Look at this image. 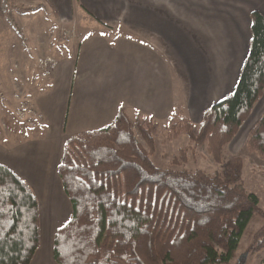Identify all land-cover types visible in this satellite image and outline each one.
<instances>
[{
	"label": "trees",
	"instance_id": "trees-1",
	"mask_svg": "<svg viewBox=\"0 0 264 264\" xmlns=\"http://www.w3.org/2000/svg\"><path fill=\"white\" fill-rule=\"evenodd\" d=\"M15 9L24 8L0 0L1 16L21 34ZM250 21L249 49L233 91L206 108L197 126L180 111L166 122L167 139L183 133L193 147L205 146L220 164L216 172L155 164L158 123L139 112L130 117L123 105L105 127L64 137L56 171L71 216L53 236L57 264H222L234 257L251 217L264 219L258 196L241 183V157L224 155L264 88V15L253 10ZM17 119H5L11 135L24 137L16 143L44 136L46 122L31 134L34 128L24 123L30 120ZM66 120L67 110L63 132ZM246 148L264 159V111ZM188 149L180 148L172 163L186 162ZM254 237L252 249L261 250L264 223ZM40 241L35 192L0 162V264H30Z\"/></svg>",
	"mask_w": 264,
	"mask_h": 264
},
{
	"label": "crops",
	"instance_id": "crops-1",
	"mask_svg": "<svg viewBox=\"0 0 264 264\" xmlns=\"http://www.w3.org/2000/svg\"><path fill=\"white\" fill-rule=\"evenodd\" d=\"M48 1L51 5L35 0L36 7L41 5L39 8L51 12L58 22L77 23L83 18L96 25L80 33L83 39L75 55H48L58 64L50 73L51 85L39 93L44 96L55 91L56 98L36 105L40 110H55L58 120L62 111V123L67 110L64 132L61 124L65 136L105 127L120 105L126 113L131 109V113L151 116L157 123H166L171 112L180 111L197 126L203 111L236 85L249 49L250 12L257 10L264 15V0ZM263 111L264 88L227 144L232 152L245 143ZM131 113L127 114L132 117ZM46 125L42 138H32L45 137L40 159L30 161L39 189L10 167L35 192L41 221L46 214L43 206L53 205V191L60 183L57 171L49 164L60 160L61 153L50 135L52 121L47 119ZM5 143H0V157L7 156L2 148L14 146ZM50 183L55 185L52 190ZM42 196L47 198L45 203ZM66 213L63 208L64 219Z\"/></svg>",
	"mask_w": 264,
	"mask_h": 264
},
{
	"label": "rangeland",
	"instance_id": "rangeland-1",
	"mask_svg": "<svg viewBox=\"0 0 264 264\" xmlns=\"http://www.w3.org/2000/svg\"><path fill=\"white\" fill-rule=\"evenodd\" d=\"M13 1L18 5H23L24 8L22 10H14V15L22 28V34L19 35L12 29L0 15V139L5 142L9 141L14 146L7 149L1 147L7 156L0 157V160L5 165L19 170L20 175L32 187L34 185L39 189V183L32 172L30 161L40 159V151L45 145V137L40 140L26 139L21 143H16V139L22 140L24 137L11 135L6 128L5 119L8 116L22 120L28 118L30 121L24 123L34 128L31 134L38 133L37 129L41 122L47 123V119L48 123L52 121V133L50 135L55 139L57 150L59 149L61 153V145L65 137L61 131L63 112L61 111V117L58 120L55 116V110H40L37 107L36 102L53 101L56 98V94L55 91H52L47 95H40L39 92L49 87L52 82L51 74L45 78L39 77L36 60L41 56H52L54 52L62 55L69 52L71 55H75L83 39L80 33L96 25L93 21L89 23L83 18L77 23L76 21L60 23L51 12L39 7L36 9L37 3L35 0ZM32 8L35 9L33 10ZM122 30L120 29V31ZM127 113L130 114L131 109H128ZM133 115L134 112L131 113L132 117ZM32 118L37 119V121H31ZM166 124L164 120L158 123L155 135V151L151 155L155 164L160 166L172 164L174 167L184 166L188 169L200 168L209 173H214L220 169V164L213 161L206 152L205 146L193 147V143L189 141L187 135L181 133L176 138L168 140L165 131ZM246 141L237 147L235 152H232L226 146L224 155L226 158L232 156L241 157L243 161L241 183L247 191L253 192L258 196L259 206L264 212V159L258 157L256 153L249 152L246 148ZM186 146H189L186 162L179 160L180 164H173L171 161L173 156L178 154L180 148ZM21 157L28 158V161ZM58 161L54 160L49 164L51 170L56 172ZM50 186L51 190L55 188L52 183H50ZM58 188H55L57 192L53 191L55 192L53 196L55 198L54 202L52 201L53 205L48 206L45 203L47 198L44 199L42 196V201L45 203V206H43L44 213L46 214L44 221L40 219V249L38 248L35 252L37 257L33 264H38L39 260L41 264H57L53 259V236L57 228L64 225L71 216V205L60 183ZM63 208L67 212L66 219L63 216ZM63 219L64 221H62ZM263 223V217L259 214H254L240 236L234 257L229 262L222 264H264V247L258 251L252 249L255 242L254 234Z\"/></svg>",
	"mask_w": 264,
	"mask_h": 264
},
{
	"label": "built area",
	"instance_id": "built-area-1",
	"mask_svg": "<svg viewBox=\"0 0 264 264\" xmlns=\"http://www.w3.org/2000/svg\"><path fill=\"white\" fill-rule=\"evenodd\" d=\"M58 61L48 55L38 57L36 60V67L39 77L45 78L57 67Z\"/></svg>",
	"mask_w": 264,
	"mask_h": 264
}]
</instances>
